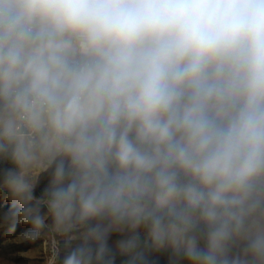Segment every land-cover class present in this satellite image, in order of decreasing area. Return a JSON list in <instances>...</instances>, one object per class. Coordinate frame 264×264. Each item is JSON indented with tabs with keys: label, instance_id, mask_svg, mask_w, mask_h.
Listing matches in <instances>:
<instances>
[{
	"label": "clouds",
	"instance_id": "obj_1",
	"mask_svg": "<svg viewBox=\"0 0 264 264\" xmlns=\"http://www.w3.org/2000/svg\"><path fill=\"white\" fill-rule=\"evenodd\" d=\"M0 194L46 264H264V0H0Z\"/></svg>",
	"mask_w": 264,
	"mask_h": 264
},
{
	"label": "rangeland",
	"instance_id": "obj_2",
	"mask_svg": "<svg viewBox=\"0 0 264 264\" xmlns=\"http://www.w3.org/2000/svg\"><path fill=\"white\" fill-rule=\"evenodd\" d=\"M11 202L5 194H0V210L7 211ZM27 226L18 224L15 231H9L7 227H0V264H46L49 238L32 241L23 236ZM119 237L113 234L112 241ZM158 264H169L168 254H155ZM117 264H120L119 259ZM182 264H187L183 261Z\"/></svg>",
	"mask_w": 264,
	"mask_h": 264
}]
</instances>
